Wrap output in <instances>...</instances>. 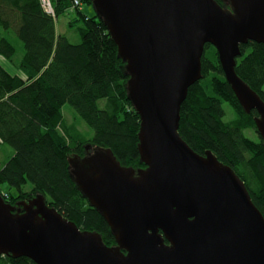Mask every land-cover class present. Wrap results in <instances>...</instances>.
Wrapping results in <instances>:
<instances>
[{
    "label": "water",
    "instance_id": "obj_1",
    "mask_svg": "<svg viewBox=\"0 0 264 264\" xmlns=\"http://www.w3.org/2000/svg\"><path fill=\"white\" fill-rule=\"evenodd\" d=\"M125 63L140 118L139 161L109 149L68 159L73 182L114 237L81 231L42 195L9 205L0 196V256L35 264H264V218L243 181L178 134L180 106L201 79L204 45L264 148V103L236 72L240 46L264 44V0H89Z\"/></svg>",
    "mask_w": 264,
    "mask_h": 264
},
{
    "label": "trees",
    "instance_id": "obj_2",
    "mask_svg": "<svg viewBox=\"0 0 264 264\" xmlns=\"http://www.w3.org/2000/svg\"><path fill=\"white\" fill-rule=\"evenodd\" d=\"M50 3L53 16L40 0H0V57L18 71L12 74L0 65V141L12 151L0 167V196L15 206L42 195L48 207L79 230L98 233L106 246H115L110 228L73 182L68 159L83 156L89 145L109 149L123 167L143 168L140 118L128 97L125 63L106 25L95 11L91 16L81 11L91 2ZM70 13L75 17L67 25L76 29L78 43L56 28L58 18ZM240 51L236 72L264 103V44L248 42ZM201 75L180 106L178 134L195 153L209 151L229 166L264 218V148L259 136L251 140L245 135L256 131V112L246 113L240 106L209 44L204 45ZM64 105L91 136L66 128ZM226 108L234 118L226 120ZM3 184L15 189L16 196L3 192ZM0 264L35 263L4 255Z\"/></svg>",
    "mask_w": 264,
    "mask_h": 264
},
{
    "label": "rangeland",
    "instance_id": "obj_3",
    "mask_svg": "<svg viewBox=\"0 0 264 264\" xmlns=\"http://www.w3.org/2000/svg\"><path fill=\"white\" fill-rule=\"evenodd\" d=\"M81 11L85 15H88V16H91L94 14L93 6H89L87 4L82 5ZM73 17H75V15H73V13L60 16L58 18V20L56 21V28H57V31L60 34L66 36L70 40V42L78 43L79 42V36L76 32V29L69 28L67 25L68 21H70V19ZM0 63L10 73H18V71L15 70V67H12L10 64L5 62L1 57H0ZM21 77H23V76L21 75ZM262 86H263L262 89L264 90V81L262 83ZM226 112H227L226 120L234 118V113L230 109L226 108ZM62 115H63V119H64V123L66 125V128H68L70 132H74L76 134L86 135V136L92 135V131L83 122H81L80 120L75 118L74 112L72 111L70 106H68V105L63 106ZM245 135L251 140H256V138L258 137V134L256 133V131H254L252 129L246 130ZM4 147H6L8 150H11L10 147H8L6 145ZM2 155H3L2 156L3 158H5L7 156L6 152H3V151H2ZM24 188H26V190L29 189L30 184H27ZM1 190L3 192H8L12 196H16V190L13 188H10L8 185H5V184L1 185Z\"/></svg>",
    "mask_w": 264,
    "mask_h": 264
},
{
    "label": "crops",
    "instance_id": "obj_4",
    "mask_svg": "<svg viewBox=\"0 0 264 264\" xmlns=\"http://www.w3.org/2000/svg\"><path fill=\"white\" fill-rule=\"evenodd\" d=\"M0 65H2L0 63ZM3 66V65H2ZM7 70V69H6ZM8 71V70H7ZM9 72V71H8ZM12 74H17V73H12ZM5 145H2L1 141H0V167H2V165L4 164V162L6 161V159L11 155L12 151L8 150L6 147H4ZM2 151L6 152V157L3 158L2 156Z\"/></svg>",
    "mask_w": 264,
    "mask_h": 264
},
{
    "label": "built area",
    "instance_id": "obj_5",
    "mask_svg": "<svg viewBox=\"0 0 264 264\" xmlns=\"http://www.w3.org/2000/svg\"><path fill=\"white\" fill-rule=\"evenodd\" d=\"M41 1V6L44 9V11L53 16V8L52 5L50 3V0H40ZM75 5H78V2H75ZM6 197V195H4Z\"/></svg>",
    "mask_w": 264,
    "mask_h": 264
},
{
    "label": "flooded vegetation",
    "instance_id": "obj_6",
    "mask_svg": "<svg viewBox=\"0 0 264 264\" xmlns=\"http://www.w3.org/2000/svg\"><path fill=\"white\" fill-rule=\"evenodd\" d=\"M256 133H257V132H256ZM93 150H94V149H90V148H89L88 150H86V151L84 150V155H85V154L92 153ZM143 168H144V167H143Z\"/></svg>",
    "mask_w": 264,
    "mask_h": 264
}]
</instances>
